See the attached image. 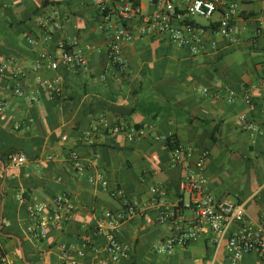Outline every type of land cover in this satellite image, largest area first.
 Listing matches in <instances>:
<instances>
[{"label": "crops", "instance_id": "crops-1", "mask_svg": "<svg viewBox=\"0 0 264 264\" xmlns=\"http://www.w3.org/2000/svg\"><path fill=\"white\" fill-rule=\"evenodd\" d=\"M236 41L228 43L210 31L219 18L216 13L206 23L202 51L191 54L177 48L165 35H146L131 25V39L121 43V56L128 63L125 73L113 68L107 58V31L98 26L99 13L86 0H0V64L7 62L24 72L29 97L15 96L10 80L0 79V248L10 264H60L68 254L76 264H98L86 237L94 246L104 239L96 226L105 222L106 211H118V202L88 177L103 173L110 184L130 198L144 201L152 187L161 188L167 205H185L178 184L187 172H194L199 152L208 160L200 174L207 192L218 199L243 204L245 223L256 225L264 212V33L257 25L264 21V0H233ZM177 8L185 0H174ZM143 13L150 8L142 1ZM55 12L64 37H76L78 45H89L86 53L90 74L78 75L63 68L57 72L40 62L43 52L54 53V45L40 42L38 17ZM115 14L110 12V20ZM58 37L54 38V41ZM216 47L212 48L211 43ZM58 76L63 94L50 100L37 84L38 78ZM206 88L209 95L201 93ZM233 92L226 102L224 90ZM250 95L252 109L244 102ZM215 94H218L216 98ZM253 122L260 134L250 137L239 128V117ZM98 126V133H85ZM142 132L134 142L123 133L111 135L112 127ZM155 134L172 136L191 158L182 165L169 163L170 150ZM75 151L90 167L82 175L70 168L67 152ZM11 153L36 155L21 168L8 163ZM97 160L91 163L92 156ZM197 173V172H194ZM60 193L72 195L76 211L61 229L50 230L45 238L26 232V207L47 204ZM19 197H21L19 199ZM155 209H147L119 224L117 240L130 246L128 258L110 264H262L253 253L231 263L226 239L237 224L229 226L220 244L205 228L186 246L170 253L156 249L170 234L167 224H157ZM190 217V209L183 207ZM6 223L7 226H4ZM264 238V233H263ZM81 250L83 256L76 252Z\"/></svg>", "mask_w": 264, "mask_h": 264}, {"label": "built area", "instance_id": "built-area-1", "mask_svg": "<svg viewBox=\"0 0 264 264\" xmlns=\"http://www.w3.org/2000/svg\"><path fill=\"white\" fill-rule=\"evenodd\" d=\"M99 13L98 26L107 31L108 44L106 48L107 58L110 65L119 73H125L128 63L121 56V43L131 39V25L136 26L141 34H163L168 41L177 48H187L191 54L202 51V37L206 28L194 24L193 20L202 18L210 20L218 13L219 18L210 26L212 34L224 38L228 43L236 41V33L233 27V18L237 14V4L233 0H185L181 9L177 8L174 0H86ZM142 1L150 8L148 13H143ZM110 12H114V21L110 20ZM40 42L44 45H54V53H41L39 60L45 63L48 70L57 72L63 68L75 74H90L86 53L92 47L85 45L80 47L76 37H64L62 23L57 14L39 16ZM258 32L264 33V21L260 20L257 25ZM58 40L54 41V38ZM212 48L216 43H211ZM24 72L15 66H9L7 62L0 64V79L10 80L9 87L17 97H29V92L23 82ZM37 84L50 100L62 97L63 89L58 76L50 78H38ZM264 87V78L259 81ZM201 93L209 95L206 88ZM226 102L233 101V92L224 90ZM218 94L213 96L216 98ZM244 102L248 109L253 104L248 92L244 94ZM4 103L0 99V114L3 112ZM239 128L250 137L260 134V131L244 116L239 117ZM98 126H93L85 133L91 137L98 132ZM108 132L111 135L123 133L128 142L136 141L142 134L135 129L123 130L122 127L114 126ZM153 139L165 143L170 150L169 163L182 165L184 159L191 158L193 152L190 148L179 146L172 136L155 134ZM171 145V146H170ZM209 157L206 150L198 153L194 162V172L185 173L179 184L178 190L187 201L185 207L190 209L192 215H183V204L167 205L162 198L161 188L152 187L149 196L140 201L137 198L128 197L125 192L116 185L110 184L102 172L96 171L89 175L88 183L98 186L106 192L110 198L118 202V211L112 213L106 211L105 222L96 226V234L104 239L102 246H94L91 238L86 237L82 246H89L96 256L102 255L104 259L98 264L116 263L121 259L128 258L130 246L117 240V231L120 222L127 221L137 216H142L149 209H155V221L157 224H167L171 231L163 243L156 249L157 253H170L176 246H186L194 241L207 228L214 236V243L220 244L224 234L232 224L239 227L231 232L226 239L225 249L231 263L236 262L243 254L253 253L264 264V212L258 224L245 223V210L243 204L230 202L226 199H218L211 196L206 188V181L200 174ZM66 159L70 168L77 175H82L90 166L73 150L67 152ZM97 156H92L91 163L96 162ZM8 163L12 168H21L30 163L25 155L11 153L8 155ZM21 197H19L20 199ZM76 211V201L72 195L60 193L50 203L32 204L26 207L29 224L26 232L33 238H45L50 230L61 229L71 221ZM7 226L6 223H3ZM78 256L83 252L78 250ZM0 264H10L5 253L0 248ZM60 264H76L74 260L65 254Z\"/></svg>", "mask_w": 264, "mask_h": 264}, {"label": "trees", "instance_id": "trees-1", "mask_svg": "<svg viewBox=\"0 0 264 264\" xmlns=\"http://www.w3.org/2000/svg\"><path fill=\"white\" fill-rule=\"evenodd\" d=\"M98 131H100V130H98ZM98 133V132H97ZM171 146V145H170ZM25 155L28 157V159H34V158H36V155H33V154H28V153H25Z\"/></svg>", "mask_w": 264, "mask_h": 264}, {"label": "rangeland", "instance_id": "rangeland-1", "mask_svg": "<svg viewBox=\"0 0 264 264\" xmlns=\"http://www.w3.org/2000/svg\"><path fill=\"white\" fill-rule=\"evenodd\" d=\"M198 20H199L201 23H203V24H205V23H206V20H205V19L198 18Z\"/></svg>", "mask_w": 264, "mask_h": 264}]
</instances>
